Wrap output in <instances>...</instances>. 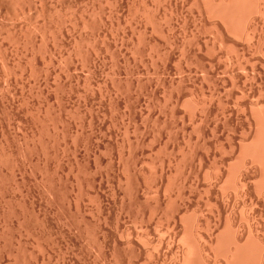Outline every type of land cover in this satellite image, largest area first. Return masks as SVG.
<instances>
[{
	"label": "rangeland",
	"instance_id": "rangeland-1",
	"mask_svg": "<svg viewBox=\"0 0 264 264\" xmlns=\"http://www.w3.org/2000/svg\"><path fill=\"white\" fill-rule=\"evenodd\" d=\"M28 2L0 0V264H183L189 248L193 264H225L234 237L254 264L264 193L240 147L259 125L251 108L264 113L263 15L258 51L205 0ZM41 37L54 49L33 48Z\"/></svg>",
	"mask_w": 264,
	"mask_h": 264
},
{
	"label": "bare ground",
	"instance_id": "bare-ground-1",
	"mask_svg": "<svg viewBox=\"0 0 264 264\" xmlns=\"http://www.w3.org/2000/svg\"><path fill=\"white\" fill-rule=\"evenodd\" d=\"M24 1H29V2H32V0H7V2H9L12 6L14 5H19V7L21 6V5H23V3H24ZM36 1V0H35ZM56 1V0H55ZM99 1V0H98ZM109 1V0H108ZM115 1V0H114ZM119 1V0H118ZM155 1V0H154ZM169 1V0H168ZM182 1V0H181ZM253 1V2H252ZM251 2H250V0H205V7L207 8H205L207 11L209 10V12L210 13H212V14H215V15H213V17L214 16H216V17H218V16H220L219 17V19L220 18H222L224 21H225V23H227V25H229L228 26V28H230V27H232V29L234 28V31H236L237 30V32L241 35H245L246 36V38L248 37L249 39V41L250 42H252L251 41V39L253 40V38H254V33L256 32L255 30H256V28L259 26L260 27V25H259V14H261V15H263V17H264V0H252ZM28 2V3H29ZM88 2V1H87ZM106 2V1H105ZM122 2V1H121ZM135 2V1H134ZM141 2H143V1H141ZM192 2V1H191ZM58 3V2H57ZM137 3V2H136ZM151 3V2H150ZM173 3H175V2H173ZM105 4V3H104ZM130 4V3H129ZM141 4V3H140ZM161 4H163V3H161ZM6 5V4H5ZM40 5V4H39ZM55 6H56V4H54ZM103 5V4H102ZM108 5V4H107ZM106 5V6H107ZM113 5V4H112ZM118 5V4H117ZM169 5V4H168ZM11 6V7H12ZM77 6V5H76ZM18 7V8H19ZM41 7V6H40ZM111 7V6H110ZM114 7V6H113ZM136 7V6H135ZM148 7V6H147ZM158 7V6H157ZM58 8V7H57ZM56 7L55 8H53V11L55 12V11H58V9H57ZM101 8H102V6H101ZM112 8V7H111ZM137 8H139V7H137ZM171 8V7H170ZM9 9V8H8ZM12 9V8H11ZM23 7L22 8H20L19 10H20V14H23V15H25L24 14V12H23ZM37 9V8H36ZM73 9V8H72ZM72 9H71V11H72ZM76 9V8H75ZM110 9V8H109ZM132 9V8H131ZM151 9V8H150ZM166 9V8H165ZM5 10V9H4ZM15 10V9H14ZM35 10V9H34ZM41 10H43V9H41ZM78 10V9H77ZM93 10V9H92ZM111 10V9H110ZM134 10V9H133ZM153 10V9H152ZM160 10H161V8H160ZM169 10H171V9H169ZM168 10V11H169ZM205 10V11H206ZM30 11V10H29ZM64 11V10H63ZM109 11V10H108ZM149 11V10H148ZM167 11V12H168ZM5 12H7V11H5ZM35 12H37L36 10H35ZM51 12V11H50ZM53 12V13H54ZM91 12V11H90ZM95 12V11H94ZM97 12H99V11H97ZM127 12V11H126ZM153 12H154V10H153ZM172 12V11H171ZM170 12V13H171ZM240 12H241V16L242 15H244V19H242V22L244 21V23H243V25L242 26H240V28H238V26H237V23H236V19H237V17L238 18H241L240 17ZM242 12L244 13V14H242ZM253 12H254V15H253ZM67 13V12H66ZM133 13V12H132ZM151 13V12H150ZM163 13V12H162ZM238 13H239V16H238ZM255 13L257 14L258 13V15L259 16H255ZM90 14V13H89ZM97 14V13H96ZM104 14V13H103ZM143 14V13H142ZM191 14V13H190ZM35 15H36V13H35ZM38 15V14H37ZM88 15V14H87ZM113 15V14H112ZM145 15V14H144ZM154 15V14H153ZM169 15V14H168ZM189 15V14H188ZM187 15V16H188ZM191 15H193V14H191ZM198 15H200V13L198 14ZM55 16H57V15H55ZM59 16V15H58ZM91 16V15H90ZM119 16V15H118ZM143 16V15H142ZM141 16V17H142ZM166 16V15H165ZM177 16V15H176ZM38 17V16H37ZM69 17V16H68ZM175 17V16H174ZM262 17V18H263ZM26 18V17H25ZM108 18V17H107ZM117 18V17H116ZM149 18V17H148ZM152 18V17H151ZM162 18V17H161ZM165 18V17H164ZM184 18V17H183ZM48 19V18H47ZM72 19V18H71ZM113 19V18H112ZM134 19V18H133ZM139 19V18H138ZM154 19V18H153ZM160 19V18H159ZM264 19V18H263ZM8 20V19H7ZM23 20V19H22ZM44 20V19H43ZM59 20H60V18H59ZM58 20V21H59ZM75 20H76V17H75ZM100 20V19H99ZM102 20V19H101ZM164 20V19H163ZM223 20H221V21H223ZM236 20V21H235ZM87 21V20H86ZM111 21V20H110ZM142 21V20H141ZM156 21V20H155ZM166 21H168V20H166ZM172 21V20H171ZM194 21V20H193ZM220 21V20H219ZM63 22V21H62ZM74 22V21H73ZM135 22V21H134ZM146 22V21H145ZM159 21H157V24H159L158 23ZM170 22V21H169ZM239 22H240V20H239ZM42 23V22H41ZM93 23V22H92ZM110 23V22H109ZM147 23V22H146ZM168 23V22H167ZM43 24V23H42ZM60 24H61V22H60ZM68 24V23H67ZM137 24V23H136ZM153 24V23H152ZM182 24H183V22H182ZM190 24V23H189ZM214 25H215V28H216V38H218L217 40H218V42H219V40L221 41V43L223 42V37H221L222 36V34H220L221 32L220 31H222V30H220V29H222L221 28V25H223L222 23L220 24V23H213ZM220 24V25H219ZM240 24V23H239ZM65 25V24H64ZM75 25V24H74ZM155 25V24H154ZM165 25V24H164ZM169 25V24H168ZM227 25H223V26H227ZM263 25H264V23H263ZM70 26V25H69ZM81 26V25H80ZM97 26V25H96ZM100 26V25H99ZM150 26V25H149ZM179 26V25H178ZM222 26V27H223ZM38 27H43V25L42 26H39L38 25ZM60 27H62V26H60ZM75 27V26H74ZM130 27V26H129ZM156 27V26H155ZM154 27V28H155ZM159 27H161V26H159ZM158 26H157V28H159ZM175 27V26H174ZM193 27V26H192ZM18 28V27H17ZM35 28H36V26H35ZM128 28V27H127ZM144 28V27H143ZM212 28V27H211ZM3 29V28H2ZM19 29V28H18ZM34 29V28H33ZM43 29V28H42ZM41 29V30H42ZM44 29H45V27H44ZM85 29V28H84ZM160 29V28H159ZM163 29V28H162ZM187 29V28H186ZM212 29H214V28H212ZM231 29V28H230ZM258 29V28H257ZM75 30V29H74ZM142 30V29H141ZM176 30V29H175ZM42 31H44V30H42ZM41 31V32H42ZM140 31V30H139ZM144 31V30H143ZM142 31V32H143ZM54 32V31H53ZM57 32V31H56ZM79 32V31H78ZM164 32V31H163ZM162 32V33H163ZM169 32V31H168ZM167 32V33H168ZM198 32V31H197ZM233 32V31H232ZM51 33V32H50ZM70 33V32H69ZM101 33V32H100ZM131 33V32H130ZM166 33V34H167ZM229 33V32H228ZM233 33H236V32H233ZM257 33V32H256ZM256 33H255V36H256ZM17 34V33H16ZM30 34V33H29ZM28 34V35H29ZM37 34V33H36ZM35 34V35H36ZM41 34V33H40ZM44 34V33H43ZM42 34V35H43ZM75 34V33H74ZM81 34V33H80ZM122 34V33H121ZM169 34V33H168ZM4 35V34H3ZM76 35V34H75ZM106 35V34H105ZM135 35V34H134ZM163 35V34H162ZM174 35V34H173ZM183 35V34H182ZM12 36V35H11ZM21 36V35H20ZM40 36V35H39ZM92 36V35H91ZM104 36V35H103ZM154 36V35H153ZM36 37V36H35ZM81 37V36H80ZM142 37V36H141ZM140 37V38H141ZM175 37V36H174ZM211 37V36H210ZM257 37V39L254 41L253 40V43H255V47L258 49V51L259 50H262L263 48L261 47V45H260V43L258 42L259 40H258V35L256 36ZM18 38V37H17ZM20 38V37H19ZM26 38V37H25ZM73 38V37H72ZM90 38V37H89ZM136 38V37H135ZM263 38V37H262ZM3 39V38H2ZM7 39V38H6ZM14 39V38H13ZM27 39H29V38H27ZM35 39V38H34ZM40 39V38H39ZM38 39V40H39ZM43 39V40H42ZM44 39L45 38H43V37H41V40H39V43H36L38 40L37 39H35V40H37V41H32L31 42V44H33L32 45V47L33 48H42V47H44V50H45V48L47 49V50H51V47L50 46H52V49H54L53 48V45H49V41H47V38L45 39V41H44ZM93 39V38H92ZM102 39V38H101ZM129 39V38H128ZM205 39V38H204ZM232 39H234V38H232ZM260 39V38H259ZM10 40H11V38H10ZM95 40V39H94ZM172 40V39H171ZM184 40V39H183ZM197 40V39H196ZM207 40V39H206ZM8 41V40H7ZM13 41V40H12ZM43 43H41V42ZM85 41V40H84ZM89 41V40H88ZM93 41V40H92ZM103 41V40H102ZM101 41V42H102ZM237 41V40H236ZM1 42V41H0ZM11 42V41H10ZM28 42V41H27ZM29 42H30V40H29ZM49 42V43H48ZM55 42V41H54ZM91 42V41H90ZM123 42V41H122ZM142 42V41H141ZM261 42V41H260ZM74 43V42H73ZM104 43V42H103ZM188 43V42H187ZM196 43V42H195ZM220 43V42H219ZM220 43V44H221ZM252 43V44H253ZM12 44V43H11ZM77 44V43H76ZM90 44V43H89ZM92 44V43H91ZM97 44V43H96ZM100 44V43H99ZM138 44V43H137ZM137 44H135V45H137ZM152 44V43H151ZM183 44V43H182ZM197 45H198V43H196ZM251 44V45H252ZM17 45V44H16ZM24 45V44H23ZM71 45V44H70ZM75 45V44H74ZM101 45V44H100ZM150 45V44H149ZM149 45H148V47H149ZM165 45V44H164ZM179 45H181V44H179ZM188 45V44H187ZM230 45V44H229ZM57 46V45H56ZM146 46V45H145ZM154 46V45H153ZM152 46V47H153ZM220 46V45H219ZM253 46V45H252ZM253 46V47H254ZM64 47V46H63ZM135 47V46H134ZM178 47V46H177ZM189 47V46H188ZM199 47V46H198ZM205 47V46H204ZM233 47V46H232ZM3 48V47H2ZM40 48V49H41ZM58 48V47H57ZM73 48V47H72ZM240 48H242V47H240ZM13 49V48H12ZM31 49V48H30ZM79 49V48H78ZM86 49V48H85ZM95 49V48H94ZM144 49V48H143ZM149 49H150V47H149ZM156 49V48H155ZM182 49V48H181ZM192 49V48H191ZM61 50V49H60ZM119 50V49H118ZM150 50H152V49H150ZM199 50V49H198ZM211 50V49H210ZM233 50V49H232ZM254 50H255V48H254ZM78 51V50H77ZM115 51V50H114ZM153 51V50H152ZM164 51V50H163ZM163 51H162V53H163ZM227 51V50H226ZM11 52V51H10ZM34 52V51H33ZM54 52H55V50H54ZM65 52V51H64ZM111 52H112V50H111ZM130 52V51H129ZM207 52V51H206ZM233 52V51H232ZM257 52V51H256ZM37 53V52H36ZM42 53V52H41ZM78 53V52H77ZM84 53V52H83ZM144 53V52H143ZM226 53V52H225ZM238 53V52H237ZM243 53V52H242ZM254 53V52H253ZM12 54V53H11ZM15 54V53H14ZM94 54V53H93ZM101 54V53H100ZM146 54V53H145ZM154 54V53H153ZM201 54V53H200ZM213 54V53H212ZM5 55V54H4ZM21 55V54H20ZM30 55V54H29ZM42 55V54H41ZM46 55V54H45ZM51 55V54H50ZM49 55V56H50ZM70 55V54H69ZM171 55V54H170ZM181 55V54H180ZM183 55V54H182ZM243 55V54H242ZM252 55V54H251ZM262 55H263V53H262ZM95 56V55H94ZM147 56V55H146ZM145 56V57H146ZM159 56V55H158ZM164 56V55H163ZM187 56H189V54L187 55ZM30 57V56H29ZM43 57V56H42ZM90 57H91V55H90ZM89 57V55H85V58L84 59H86L87 61H88V63L90 62V61H92L91 60V58ZM157 57V56H156ZM155 57V58H156ZM208 57V56H207ZM244 57V56H243ZM67 58H68V56H67ZM95 58V57H94ZM120 58V57H119ZM126 58V57H125ZM192 58V57H191ZM236 58V57H235ZM9 59V58H8ZM190 59V58H189ZM229 59L231 60V62H233L234 60V56H232L231 54H230V56H229ZM3 60V59H2ZM186 60V59H185ZM224 60H225V57H224ZM223 60V61H224ZM228 60V59H227ZM29 61V60H28ZM116 61H117V59H116ZM156 61V60H155ZM190 61V60H189ZM25 62H26V60H25ZM149 62H151V61H149ZM176 62V61H175ZM202 62V61H201ZM252 62V61H251ZM64 63V62H63ZM127 63V62H126ZM209 63V62H208ZM256 63V62H255ZM2 64V63H1ZM84 64H85V62H84ZM100 64H101V62H100ZM223 64V63H222ZM239 64V63H238ZM23 65V64H22ZM28 65V64H27ZM56 65V64H55ZM66 65V64H65ZM89 65V64H88ZM94 65V64H93ZM132 65V64H131ZM134 65V64H133ZM152 65V64H151ZM192 65V64H191ZM210 65V64H209ZM242 65V64H241ZM259 65V64H258ZM264 65V64H263ZM7 66V65H6ZM128 66V65H127ZM147 66V65H146ZM217 66H218V64H217ZM255 66V65H254ZM47 67V66H46ZM62 67V66H61ZM68 67V66H67ZM108 67V66H107ZM13 68V67H12ZM110 68V67H109ZM201 68V67H200ZM209 68V67H208ZM262 68H263V66H262ZM147 69V68H146ZM228 69V68H227ZM4 70V69H3ZM31 70V69H30ZM64 70V69H63ZM112 70V69H111ZM129 70V69H128ZM88 71V70H87ZM91 71V70H90ZM45 72V71H44ZM163 72V71H162ZM221 72V71H220ZM244 72V71H243ZM260 72V71H259ZM69 73V72H68ZM89 73V72H88ZM138 73V72H137ZM177 73V72H176ZM29 74V73H28ZM51 74V73H50ZM63 74V73H62ZM174 74V73H173ZM22 75V74H21ZM32 75V74H31ZM150 75V74H149ZM224 75V74H223ZM243 75V74H242ZM245 75V74H244ZM33 76V75H32ZM106 76V75H105ZM104 76V77H105ZM145 76V75H144ZM148 76V75H147ZM230 78H231V76H229ZM36 78V77H35ZM59 78V77H58ZM202 78V77H201ZM210 78V77H209ZM227 78H228V76H227ZM92 79V78H91ZM151 79V78H150ZM222 79V78H221ZM47 80V79H46ZM69 80H71V79H69ZM78 80V79H77ZM148 80V79H147ZM172 80V79H171ZM218 80V79H217ZM245 80V79H244ZM34 81V80H33ZM53 81V80H52ZM139 81V80H138ZM214 81V80H213ZM142 82V81H141ZM194 82V81H193ZM15 83V82H14ZM25 83V82H24ZM39 83V82H38ZM55 83V82H54ZM88 83H90L89 81H88ZM104 83V82H103ZM182 83V82H181ZM189 83V82H188ZM231 83V82H230ZM34 84V83H33ZM63 84V83H62ZM96 84V83H95ZM113 84V83H112ZM157 84V83H156ZM176 84V83H175ZM178 84V83H177ZM180 84V83H179ZM87 85V84H86ZM91 85V84H90ZM196 85V84H195ZM213 85V84H212ZM244 85V84H243ZM105 86V85H104ZM128 86V85H127ZM231 86V85H230ZM166 87V86H165ZM171 87H173V86H171ZM260 87V86H259ZM42 88V87H41ZM49 88V87H48ZM59 88V87H58ZM63 88V87H62ZM69 88V87H68ZM16 89V88H15ZM60 89V88H59ZM188 89V88H187ZM249 89V88H248ZM106 90V89H105ZM122 90V89H121ZM166 90V89H165ZM250 90V89H249ZM32 91V90H31ZM37 91V90H36ZM22 92V91H21ZM28 92V91H27ZM37 92H39V91H37ZM74 92V91H73ZM122 92V91H121ZM239 92V91H238ZM99 93V92H98ZM146 93V92H145ZM241 93V92H240ZM3 94V93H2ZM57 94V93H56ZM79 94V93H78ZM150 94V93H149ZM174 94V93H173ZM177 94V93H176ZM38 95V94H37ZM45 95V94H44ZM68 95V94H67ZM80 95V94H79ZM92 95V94H91ZM19 96V95H18ZM36 96V95H35ZM169 96V95H168ZM219 96V95H218ZM40 97V96H39ZM191 97H193V96H191ZM190 97V98H191ZM203 97V96H202ZM6 98V97H5ZM108 98V97H107ZM116 98V97H115ZM218 98V97H217ZM22 99V98H21ZM60 99V98H59ZM227 99V98H226ZM242 99V98H241ZM147 100H148V98H147ZM183 100V99H182ZM195 100V99H194ZM220 100V99H219ZM101 101V100H100ZM176 101V100H175ZM200 101V100H199ZM109 102V101H108ZM167 102V101H166ZM194 102V101H193ZM56 103V102H55ZM94 103V102H93ZM152 103V102H151ZM168 103V102H167ZM248 103V102H247ZM165 104V103H164ZM253 104V103H252ZM256 104V103H255ZM175 105V104H174ZM204 105V104H203ZM236 105H237V103H236ZM20 106V105H19ZM33 106V105H32ZM53 106V105H52ZM70 106V105H69ZM141 106V105H140ZM205 106V105H204ZM251 106V105H250ZM249 106V107H250ZM46 107V106H45ZM59 107V106H58ZM171 106H169V108H170ZM188 107V106H187ZM201 107H202V105H201ZM251 107H253L254 108V106H251ZM260 107V106H259ZM264 107V106H263ZM40 108V107H39ZM110 108V107H109ZM256 108V107H255ZM261 108V107H260ZM29 109V108H28ZM63 109V108H62ZM243 109V108H242ZM2 110V109H1ZM12 110V109H11ZM10 110V111H11ZM69 110V109H68ZM102 110V109H101ZM8 111V110H7ZM27 111V110H26ZM38 111V110H37ZM97 111V110H96ZM121 111V110H120ZM123 111V110H122ZM170 111V110H169ZM254 111V112H253ZM253 111H252V108H251V112H252V115H256V119H258V121H259V125L255 128L256 130H255V132H254V138H253V140L250 142V143H248L247 141V143L248 144H244V145H241V150H242V153H243V156L242 157H240V158H243V162L241 161V163H243V166L245 165V163H250V162H255V164L258 166H256V168H258V169H256V170H258L257 172H256V175L255 176H257L258 178V187H259V190H261L262 191V194L264 193L263 191H264V141H263V138H264V118L262 119V121L260 122V119L262 118V117H264V116H261L262 115V113L260 112V111H255L254 109H253ZM76 112V111H75ZM93 112V111H92ZM83 113V112H82ZM11 114V113H10ZM84 114V113H83ZM264 114V113H263ZM15 115V114H14ZM74 116H75V114H73ZM190 115V114H189ZM197 115H198V112L195 110L194 112H193V117L194 118H196L197 117ZM201 115V114H200ZM106 116V115H105ZM144 116V115H143ZM219 116V115H218ZM261 116V117H260ZM98 117V116H97ZM211 117V116H210ZM13 118V117H12ZM43 118V117H42ZM56 118V117H55ZM54 118V119H55ZM71 118V117H70ZM100 119V118H99ZM256 119H255V121H256ZM46 120V119H45ZM41 121V120H40ZM128 121V120H127ZM200 121V120H199ZM1 122V121H0ZM42 122V121H41ZM57 122V121H56ZM257 122V121H256ZM39 123V122H38ZM54 123V122H53ZM76 123V122H75ZM122 123V122H121ZM190 123H191V121H190ZM24 124V123H23ZM135 124V123H134ZM56 125V124H55ZM63 125V124H62ZM123 125V124H122ZM127 125V124H126ZM171 125V124H170ZM256 125H257V123H256ZM71 126V125H70ZM57 127V126H56ZM90 127V126H89ZM99 127V126H98ZM37 129V128H36ZM54 129V128H53ZM17 130V129H16ZM203 130V129H202ZM10 131V130H9ZM47 131V130H46ZM56 131V130H55ZM99 131V130H98ZM199 131V130H198ZM126 132V131H125ZM165 132V131H164ZM1 133H3V132H1ZM48 133V132H47ZM88 133V132H87ZM58 134V133H57ZM56 134V135H57ZM62 134V133H61ZM23 135V134H22ZM71 135V134H70ZM0 136H1V134H0ZM37 136V135H36ZM125 136V135H124ZM158 136V135H157ZM13 138V137H12ZM20 138V137H19ZM60 138H63V137H60ZM69 138V137H68ZM75 138V137H74ZM15 139V138H14ZM17 139V138H16ZM73 139V138H72ZM126 139V138H125ZM137 139V138H136ZM207 139V138H206ZM205 139V140H206ZM60 140V139H59ZM45 141V140H44ZM53 141V140H52ZM52 141H51V143H52ZM4 142V141H3ZM115 142V141H114ZM201 142V141H200ZM5 144H6V142H4ZM32 143V142H31ZM127 143V142H126ZM160 143V142H159ZM243 143H244V141H243ZM4 144V145H5ZM70 144V143H69ZM122 144V143H121ZM2 145V144H1ZM7 145V144H6ZM25 145H27V144H25ZM59 145V144H58ZM64 145V144H63ZM3 146V145H2ZM1 146V147H2ZM21 146V145H20ZM69 146V145H68ZM108 146V145H107ZM138 146V145H137ZM163 146V145H162ZM7 148V147H6ZM28 148V147H27ZM54 148V147H53ZM60 148V147H59ZM62 148H63V146H62ZM97 148V147H96ZM126 148V147H125ZM133 148V147H132ZM46 149V148H45ZM135 149V148H134ZM189 149V148H188ZM1 150V149H0ZM4 150V149H3ZM7 150V149H6ZM29 150V149H28ZM42 150V149H41ZM107 150V149H106ZM136 150V149H135ZM157 150H159V149H157ZM170 150V149H169ZM182 150V149H181ZM209 150V149H208ZM19 151V150H18ZM54 151V150H53ZM102 151H104V150H102ZM122 151V150H121ZM190 151V150H189ZM3 152V151H2ZM5 152V151H4ZM24 152V151H23ZM182 152V151H181ZM238 152V151H237ZM241 152V151H240ZM239 152V153H240ZM26 153V152H25ZM84 153V152H83ZM103 153V152H102ZM158 153V152H157ZM3 154V153H2ZM7 154V153H6ZM52 154H53V152H52ZM108 154V153H107ZM181 154V153H180ZM19 155V154H18ZM102 155V154H101ZM105 155V154H104ZM127 155H128V153H127ZM186 155V154H185ZM25 156V155H24ZM89 156V155H88ZM235 156V155H234ZM7 157H8V154H7ZM19 157V156H18ZM63 157V156H62ZM2 159V158H1ZM10 159V158H9ZM14 159V158H13ZM124 159V158H123ZM150 159V158H149ZM185 160V159H184ZM13 161V160H12ZM38 161V160H37ZM169 161V160H168ZM8 162V161H7ZM15 162V161H14ZM14 162H11L12 164H15ZM112 162V161H111ZM134 162V161H133ZM200 162H202V161H200ZM1 163V162H0ZM21 163V162H20ZM25 163V162H24ZM42 163V162H41ZM148 163V162H147ZM169 163V162H168ZM117 164V163H116ZM42 165H43V163H42ZM94 165V164H93ZM139 165V164H138ZM142 165V164H141ZM154 165V164H153ZM185 165V164H184ZM207 165V164H206ZM247 165V164H246ZM250 165H251V163H250ZM10 166V165H9ZM132 166V165H131ZM161 166V165H160ZM215 166V165H214ZM11 167H12V165H11ZM40 167V166H39ZM57 167V166H56ZM156 167V166H155ZM167 167H168V165H167ZM230 167V166H229ZM45 168V167H44ZM70 168V167H69ZM98 168V167H97ZM124 168V167H123ZM161 168H163V167H161ZM172 168V167H171ZM216 168V167H215ZM255 168V167H254ZM129 169V168H128ZM16 170H18V169H16ZM164 170V169H163ZM36 171V170H35ZM15 172V171H14ZM57 172V171H56ZM81 172V171H80ZM86 172V171H85ZM106 172V171H105ZM130 172V171H129ZM150 172V171H149ZM162 173V170L160 169V171H159V173ZM237 172V171H236ZM239 172V171H238ZM82 173V172H81ZM132 173V172H131ZM191 173V172H190ZM13 174V173H12ZM46 174V173H45ZM55 174V173H54ZM88 174V173H87ZM156 174V173H155ZM166 174V173H165ZM181 174V173H180ZM229 174V173H228ZM250 174V173H249ZM249 174H248V172H243V171H241V174H239V176L237 177V179L235 180V183L236 184H239V185H241L242 187L243 186H245L246 185V183H248V181H247V179H249ZM136 175V174H135ZM161 175V174H160ZM30 176V175H29ZM51 176V175H50ZM176 176V175H175ZM45 177V176H44ZM128 177V176H127ZM226 177V176H225ZM14 178V177H13ZM19 178V177H18ZM34 178V177H33ZM107 178V177H106ZM155 179V178H154ZM219 179V178H218ZM56 180V179H55ZM77 180V179H76ZM108 180V179H107ZM127 180V179H126ZM174 180V179H173ZM120 181V180H119ZM171 181V180H170ZM49 182V181H48ZM59 182V181H58ZM134 182H136V181H134ZM145 182V181H144ZM156 182V181H155ZM2 183V182H1ZM66 183V182H65ZM91 183V182H90ZM147 183V182H146ZM161 183V182H160ZM160 183H159V185H160ZM179 183V182H178ZM44 184V183H43ZM126 184V183H125ZM5 185V184H4ZM138 185V184H137ZM151 185V184H150ZM159 185L158 184H156L154 187V189H155V191H156V193L157 192H159L158 191V188H159ZM190 185V184H189ZM11 186V185H10ZM44 186V185H43ZM126 186V185H125ZM241 186H238L237 185V187H241ZM247 186V185H246ZM102 187V186H101ZM104 187V186H103ZM148 187V186H147ZM150 187V186H149ZM165 187V186H164ZM47 188V187H46ZM170 188V187H169ZM207 188V187H206ZM236 188V187H235ZM244 188V187H243ZM151 189V188H150ZM233 189V188H232ZM237 189V188H236ZM8 190V189H7ZM17 190V189H16ZM47 190V189H46ZM205 190V189H204ZM238 190V189H237ZM154 191V192H155ZM208 191V190H207ZM240 191V190H239ZM148 192V191H147ZM13 193V192H12ZM59 193H61V192H59ZM171 193V192H170ZM179 193V192H178ZM207 193V192H206ZM205 193V194H206ZM261 193V192H260ZM64 194V193H63ZM129 194V193H128ZM163 195V194H162ZM240 195V194H239ZM168 196V195H167ZM43 197V196H42ZM46 197V196H45ZM144 197V196H143ZM122 198V197H121ZM169 198V197H168ZM243 198V197H242ZM264 198V197H263ZM64 199H65V197H64ZM82 199V198H81ZM166 200V199H165ZM174 201H176V199H173ZM180 200V199H179ZM32 202V201H31ZM43 204V203H42ZM215 204V203H214ZM95 205V204H94ZM99 205V204H98ZM154 206V205H153ZM181 206V205H180ZM178 207V206H177ZM94 208V207H93ZM171 208V207H170ZM259 208V207H258ZM19 209V208H18ZM28 209V208H27ZM154 209V208H153ZM180 209V208H179ZM36 210V209H35ZM92 210V209H91ZM90 210V211H91ZM168 210V209H167ZM118 211V210H117ZM169 211V210H168ZM184 211V210H183ZM122 212V211H121ZM105 213V212H104ZM170 213V212H169ZM178 213V212H177ZM151 214V213H150ZM246 214V213H245ZM77 215H79V214H77ZM186 215H188V214H186ZM17 216V215H16ZM81 216V215H80ZM74 217V216H73ZM82 217V216H81ZM13 218V217H12ZM167 218V217H166ZM169 218V217H168ZM189 218V217H188ZM249 218V217H248ZM93 219V218H92ZM134 219V218H133ZM200 219V218H199ZM204 219H205V217H204ZM27 220V219H26ZM55 220V219H54ZM188 220V219H187ZM116 221V220H115ZM174 221V220H173ZM228 221V220H227ZM248 221V220H247ZM251 221V220H250ZM99 222V221H98ZM113 222V221H112ZM83 223V222H82ZM30 224V223H29ZM42 224V223H41ZM154 224H156V223H154ZM161 224V223H160ZM182 224V223H181ZM199 224V223H198ZM219 224V223H218ZM224 224V223H223ZM246 224V223H245ZM84 225V224H83ZM92 225V224H91ZM105 225V224H104ZM183 225V224H182ZM200 225V224H199ZM263 225V224H262ZM33 226V225H32ZM198 226V225H197ZM41 227H42V225H41ZM95 227V226H94ZM154 227V226H153ZM258 227V226H257ZM209 228V227H208ZM21 229V228H20ZM94 229V228H93ZM154 229V228H153ZM187 229V228H186ZM248 229V228H247ZM208 230V229H207ZM21 231V230H20ZM97 231H99V230H97ZM189 231V230H188ZM196 231H198V237L200 238V234H199V230L197 229ZM205 231V230H204ZM4 232V231H3ZM17 232V231H16ZM186 232V231H185ZM185 232H184V234H185ZM212 232V231H211ZM243 232V231H242ZM24 233V232H23ZM158 233V232H157ZM126 234V233H125ZM182 234V233H181ZM34 235V234H33ZM55 235H57V234H55ZM144 235V234H143ZM197 235V234H196ZM209 234H207V236H208ZM263 235V234H262ZM13 236V235H12ZM19 236V235H18ZM88 236V235H87ZM215 236H218V235H215ZM221 236H222V234H221ZM232 236V235H231ZM256 236V235H255ZM5 237V236H4ZM234 237V236H233ZM246 237V236H245ZM263 237V236H262ZM40 238V237H39ZM135 238V237H134ZM164 238V237H163ZM203 238V237H202ZM209 238V237H208ZM212 238V237H211ZM215 238V237H214ZM221 238V237H220ZM239 238V237H238ZM97 239V238H96ZM193 239V238H192ZM240 239V238H239ZM238 239V242L241 240H239ZM53 240V239H52ZM80 240V239H79ZM93 240V239H92ZM209 240H211V239H209ZM213 240V239H212ZM211 240V241H212ZM221 240V239H220ZM219 238L218 237H216L215 238V240H214V244H215V246H217L218 247V245H220L219 244ZM229 240H231V239H229ZM16 241V240H15ZM24 241V240H23ZM89 241V240H88ZM100 241V240H99ZM157 241V240H156ZM160 241V240H159ZM196 241V240H195ZM211 241H210V243H211ZM227 241V240H226ZM248 241V240H247ZM91 242V241H90ZM98 242V241H97ZM191 242V241H190ZM204 242V241H203ZM202 242V243H203ZM213 242V241H212ZM222 242V241H221ZM237 242V240H236V237H234L228 244H227V242H226V246L228 247H226L225 246V244L223 245V246H225V251L227 250V253H228V257H227V261H226V259L224 260L225 262V264H244L245 263V260L246 261H248L247 259V257H249V255L247 256L246 255V251H245V249H244V247H245V243H238ZM241 242V241H240ZM261 242V241H260ZM102 243V242H101ZM165 243V242H164ZM194 243V242H193ZM197 243V245L198 244H200V243H198V241L196 242ZM205 243V242H204ZM248 243V242H247ZM247 243H246V245H247ZM88 244V243H87ZM92 244V243H91ZM104 244V243H103ZM117 244V243H116ZM160 244V243H159ZM213 244V245H214ZM263 244V246H261V248H262V250H260V257H259V259H255V260H257V261H254V264H264V243H262ZM41 245V244H40ZM115 245V244H114ZM167 245V244H166ZM87 246V245H86ZM100 246H101V244H100ZM134 246V245H133ZM208 246V245H207ZM214 246V247H215ZM222 246V245H221ZM220 246V247H221ZM222 246V247H223ZM255 246V245H254ZM260 246V245H259ZM142 247H143V245H142ZM182 247V246H181ZM210 247H211V245H210ZM213 247V248H214ZM227 248V249H226ZM246 248V247H245ZM19 249V248H18ZM130 249V248H129ZM139 249V248H138ZM222 248H220V250H221ZM166 250V249H165ZM207 250V249H206ZM210 250V249H209ZM217 250H219V249H217ZM246 250H248V248L246 249ZM37 251V250H36ZM47 251V250H46ZM60 251V250H59ZM113 251V250H112ZM201 251V250H200ZM203 251V250H202ZM224 251V255L225 256H227V253ZM253 251H255V250H253ZM257 251V250H256ZM16 252V251H15ZM55 252V251H54ZM98 252V251H97ZM139 252V251H138ZM163 252V251H162ZM193 252V251H192ZM248 252V251H247ZM252 252V251H251ZM204 253V252H203ZM62 254V253H61ZM100 254V253H99ZM104 254V253H103ZM131 254V253H130ZM247 254H250V253H247ZM258 254V255H259ZM184 255H186V256H184L183 257V264H193V261H192V258L193 257H191V250H190V248L189 249H187V252H185V254ZM256 255V253L252 256V257H254ZM258 255H256V256H258ZM111 256V255H110ZM149 256V255H148ZM158 256V255H157ZM215 256H216V254H215ZM215 256H214V258H215ZM223 256V255H222ZM224 256V257H225ZM255 256V257H256ZM128 257V256H127ZM198 257H200V256H198ZM251 257V256H250ZM222 258V257H221ZM42 259V258H41ZM63 259V258H62ZM125 259V258H124ZM148 259V258H147ZM201 259V258H200ZM213 259V258H212ZM165 260V259H164ZM193 260H195L194 258H193ZM199 260V259H198ZM40 261V260H39ZM213 261V260H212ZM45 262V261H44ZM119 262V261H118ZM195 262V261H194ZM196 262H198V261H196ZM215 262V261H214ZM227 262V263H226ZM252 262H253V259H252ZM112 263V262H111ZM114 263V262H113ZM207 263V262H206ZM212 263V262H211ZM247 263V262H246ZM245 263V264H246ZM5 264V263H4ZM34 264V263H33ZM71 264V263H70ZM142 264V263H141ZM197 264V263H196ZM200 264V263H199ZM249 264H250V262H249ZM252 264V263H251Z\"/></svg>",
	"mask_w": 264,
	"mask_h": 264
}]
</instances>
